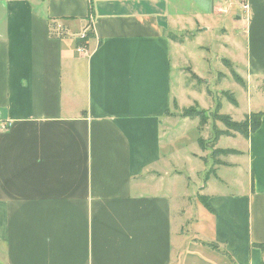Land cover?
I'll return each mask as SVG.
<instances>
[{
	"label": "crops",
	"instance_id": "obj_1",
	"mask_svg": "<svg viewBox=\"0 0 264 264\" xmlns=\"http://www.w3.org/2000/svg\"><path fill=\"white\" fill-rule=\"evenodd\" d=\"M218 30L234 56L244 38L246 81L264 94V0H0V264L264 263V109L228 155L243 168L219 156L204 203L167 187L181 175L170 133L201 128L172 121L185 48L170 35ZM221 167L246 186L219 188Z\"/></svg>",
	"mask_w": 264,
	"mask_h": 264
},
{
	"label": "rangeland",
	"instance_id": "obj_2",
	"mask_svg": "<svg viewBox=\"0 0 264 264\" xmlns=\"http://www.w3.org/2000/svg\"><path fill=\"white\" fill-rule=\"evenodd\" d=\"M219 33V30L218 32H210L193 43H190L191 38L189 33L181 32L177 34L176 40L179 44L181 42L185 51L181 54L182 59H179L181 65H179L175 73L176 75L173 77L172 89L174 92H177L179 103L185 108L195 107L204 110L207 117L208 114L213 113L216 108H219L218 113L220 115H226L234 122H241L250 114H254L256 109H264V94L251 91V84H248L246 81L245 69L242 67L244 64H241L244 58V52L242 51L245 44L244 38H241V52L234 56L232 50L223 48L219 44L222 43ZM194 43H196L195 45L203 44L206 46L203 54L193 49ZM202 55H205L206 61L201 58ZM222 60L229 61L231 70L241 79L243 85H239L234 81L230 73L231 70L225 67ZM189 62L194 63L200 74L192 72V68L188 67ZM192 74H194L196 79L192 77ZM223 92H228V94L232 95L236 105L231 104L227 97L223 95ZM180 95L182 96L180 97ZM260 97L263 98L262 101L259 100ZM178 111L179 113H174L173 116L175 117L172 118V121L178 120L180 110ZM216 124L220 129L224 130L222 123L217 122ZM186 127L181 131L175 130L170 133V139H177L175 142L177 158L170 161L168 168H171V173L174 170V172H180L181 175L179 179H176V186L170 183L167 187H174L179 192L186 191L189 195H192L191 200H193V195L197 193V201L202 203L200 199L201 195H198L200 191L198 190L199 186L203 185L205 182L204 178L208 174L209 177L213 175L211 170H214V173H216L214 168L216 164L211 150L208 148V144L202 150L198 145L197 139L201 138L208 143L209 139L213 136V123L212 120H206V124L200 126L199 131L193 130L190 124ZM234 134L233 137H221L217 147L242 151L245 146L244 137L238 133ZM170 139L166 138L163 141ZM191 153H196L202 159L195 160L185 156ZM222 159L230 163H238L241 160L240 164L243 168L241 158L222 156ZM187 172L189 173V177L191 176L190 180L187 178ZM218 175L224 181V183L219 182V188L223 190L233 192L241 190L243 184L246 186L244 172H238L234 167H221ZM182 205H185V203H181Z\"/></svg>",
	"mask_w": 264,
	"mask_h": 264
},
{
	"label": "trees",
	"instance_id": "obj_3",
	"mask_svg": "<svg viewBox=\"0 0 264 264\" xmlns=\"http://www.w3.org/2000/svg\"><path fill=\"white\" fill-rule=\"evenodd\" d=\"M56 26V25H55ZM52 29H50V36L51 37H55L53 30L55 29L54 26L51 27ZM171 39L173 41L176 40V37L170 35ZM92 38V31L88 30L83 39H79L76 41V45L82 46L85 48V50H87V42L88 40H90ZM222 63L225 65V67L229 68V70H231V65L229 63V61L226 60H222ZM232 78L234 79V81L236 83H238L239 85H243L241 79L236 75V73L234 71H230ZM192 77L196 79V77L194 76V74H192ZM223 95H225L227 97V99L229 100V102L233 105H236L234 99L232 98V95L228 94V92H223ZM218 109L216 108L215 111L211 114H208V117L206 115V111L204 110H200L198 108L195 107H188V108H183L180 110V114L179 117L181 118H189V119H198L199 121V125H205L206 124V120H212L213 123V136L209 139L208 143L205 142V140L199 138L197 140L198 145L200 146V148L202 150H204V146L206 144H208V148L211 150V154L215 159V164L219 165L221 164V162L217 161V158L219 156H228V155H236L239 152L233 149H217L215 148L218 140L220 139V137H233L235 134L234 133H238L240 135H242V137L247 138L248 134L251 132H254L258 129L259 125H260V119L262 114L261 113H254V114H250L249 116H247L243 121L241 122H234L230 119V117L226 116V115H220L218 113ZM216 122H220L223 124L224 126V130H219L215 123ZM211 173L214 174V170H211ZM201 202L204 203L205 198L204 197H200ZM256 247H258L263 256H264V244H259L256 245ZM264 264V263H263Z\"/></svg>",
	"mask_w": 264,
	"mask_h": 264
},
{
	"label": "built area",
	"instance_id": "obj_4",
	"mask_svg": "<svg viewBox=\"0 0 264 264\" xmlns=\"http://www.w3.org/2000/svg\"><path fill=\"white\" fill-rule=\"evenodd\" d=\"M242 8H243L244 10H246V9H247V5H246V4L242 5ZM85 32H86V31H84V32L79 36V39H83V38H84ZM53 33H54V36H56V37H60V36H63V35H64V30L62 29V27H61L60 25H57L56 28L53 30ZM76 51H77L78 53H80V54H83V55H86V54L88 53L87 50H85V48L82 47V46L77 47V50H76Z\"/></svg>",
	"mask_w": 264,
	"mask_h": 264
}]
</instances>
